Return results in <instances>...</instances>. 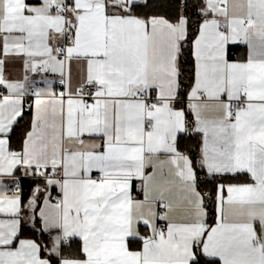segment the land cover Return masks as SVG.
Wrapping results in <instances>:
<instances>
[{"label":"snow or ice","instance_id":"6c2138e0","mask_svg":"<svg viewBox=\"0 0 264 264\" xmlns=\"http://www.w3.org/2000/svg\"><path fill=\"white\" fill-rule=\"evenodd\" d=\"M0 264H264V0H0Z\"/></svg>","mask_w":264,"mask_h":264}]
</instances>
